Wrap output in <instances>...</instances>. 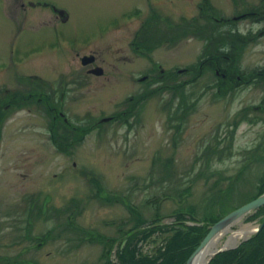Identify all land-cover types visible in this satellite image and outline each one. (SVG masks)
<instances>
[{
  "label": "rangeland",
  "instance_id": "1",
  "mask_svg": "<svg viewBox=\"0 0 264 264\" xmlns=\"http://www.w3.org/2000/svg\"><path fill=\"white\" fill-rule=\"evenodd\" d=\"M33 1L0 0V90L25 97L0 110V264H101L104 249L122 264L137 219L136 255H154L176 229L200 224L191 212L229 210L258 191L264 0H209L240 37L232 48L240 80L227 87L216 69L194 78L206 39L172 38L180 28L166 27L184 17L204 22L213 11L206 0H47L67 10V21ZM153 17L167 36L145 51L136 37ZM30 78L40 97L29 94ZM70 124L87 132L74 136ZM254 212L231 231L257 229L264 214Z\"/></svg>",
  "mask_w": 264,
  "mask_h": 264
},
{
  "label": "trees",
  "instance_id": "2",
  "mask_svg": "<svg viewBox=\"0 0 264 264\" xmlns=\"http://www.w3.org/2000/svg\"><path fill=\"white\" fill-rule=\"evenodd\" d=\"M205 4L206 6H211L213 11H209L207 14L203 15V19L205 20L204 22H202L201 18L199 17H191L189 19L183 16L184 18L182 21H180V24H178L180 26H173V23L170 24L169 22L166 24V27L168 26L170 30L180 28V31H176L174 34H172L173 36L171 35L172 38L178 36L180 32V37L184 34H188V36L189 34H197L207 40L208 52H206L204 56L202 55V58L195 62L194 65H191V68L194 66V69H197V74L194 76V78L200 76L204 70L216 69V71L218 70L221 72L218 75V78L220 79V85L222 87H227V84L229 83L237 84L236 81H239L240 79L238 78L239 75L237 76L236 74L238 68L237 64L234 62L237 61V57L240 52L233 53L232 48L234 44H241L239 41H237L240 37L238 35H234L233 31H231V28L233 27H231L229 24H231L233 20H230L229 18V20H226V16H220L219 10L212 6L209 0H206ZM153 18L146 19L142 31L138 33V35L140 34L142 37H136V39H139V41L136 42L141 43L139 45L144 47L145 51L151 48L150 46L161 44L167 36V32H164L161 29L160 20L156 17ZM226 25H229V29H227L228 27H225ZM152 35L154 37H152ZM248 38H251L250 33L241 37V40L246 42ZM259 74H262L264 77V67L259 71ZM183 83L184 82L180 83V85ZM32 96L36 98L38 96L40 97L41 95L32 94ZM141 96L144 95H140L137 100L140 98L143 99ZM69 128H71V131H73L74 136L78 135L80 138L85 132H87V127L85 126H75L70 124ZM74 140V142H76L75 138ZM74 145L75 143L72 146ZM259 183L258 191L254 195L249 196V199H247L245 202L264 192V176ZM76 202L77 200L74 199L72 200L71 204ZM238 206H232L229 210H227L229 207H225L223 211H215L216 213L213 212L214 210L209 209L208 211L210 212H207L203 218H198L194 215L195 213H190L188 216L195 221L200 222V224H186V228L176 229L172 236L166 241L165 246L154 255H136L137 243L135 239L137 234L135 229L136 227L142 225L143 222V219H137L136 226L129 230L128 236L126 237V243L119 250L118 256L122 264H185L187 258L199 245L203 237L210 230L212 224L220 219L224 213H227ZM262 214H264V205L258 207L255 212L252 213L254 216ZM185 215L186 214L183 212L177 213V216H180V219H186ZM158 219L160 218L158 217L153 219L152 222L158 221ZM167 230H170L169 227ZM151 231L152 229L147 228L144 235L151 233ZM115 239L116 238L113 237L107 238L108 242H114ZM109 252L110 249H104L102 255L106 259L101 264H112V262L107 258ZM207 264H264V225L261 226V228L253 233L250 237L242 240L236 247L227 248L217 252Z\"/></svg>",
  "mask_w": 264,
  "mask_h": 264
},
{
  "label": "bare ground",
  "instance_id": "3",
  "mask_svg": "<svg viewBox=\"0 0 264 264\" xmlns=\"http://www.w3.org/2000/svg\"><path fill=\"white\" fill-rule=\"evenodd\" d=\"M238 219H229L225 225L211 238V240L193 256L190 264H206L218 248L233 245L237 240L246 236L250 231L253 232V230L256 229L251 225H242L239 230L232 232L231 226L235 222L239 221ZM229 233H231V235H228ZM226 235H228V237L224 242L223 238Z\"/></svg>",
  "mask_w": 264,
  "mask_h": 264
},
{
  "label": "water",
  "instance_id": "4",
  "mask_svg": "<svg viewBox=\"0 0 264 264\" xmlns=\"http://www.w3.org/2000/svg\"><path fill=\"white\" fill-rule=\"evenodd\" d=\"M63 11V10H62ZM92 56L91 55H85L82 57L83 63H87L88 59H91ZM95 71V70H94ZM105 118H110V117H105ZM264 204V192L259 194L258 196H256L255 198L243 203L242 205L232 209L230 212H228L226 215H224L221 219H219L218 221H216L210 228V230L207 232V234L204 236V238L202 239V241L200 242V244L194 249V251L191 253V255L188 257V259L186 260L185 264H190L191 259L193 258V256L203 247L205 246L210 240L211 238L225 225V223L229 220V219H233L236 220L238 218H240L241 216H243L246 213H249L251 211H254L255 209H257L258 207H260L261 205ZM264 225V220L262 221L261 225H259V227L255 230H259L261 226ZM232 245V246H223L221 248H218L216 252H219L222 249L228 248V247H234L236 246ZM212 257V256H211ZM210 257V258H211ZM209 261V260H208Z\"/></svg>",
  "mask_w": 264,
  "mask_h": 264
},
{
  "label": "flooded vegetation",
  "instance_id": "5",
  "mask_svg": "<svg viewBox=\"0 0 264 264\" xmlns=\"http://www.w3.org/2000/svg\"><path fill=\"white\" fill-rule=\"evenodd\" d=\"M42 1V2H41ZM29 4L31 5H35V2L33 0H28ZM38 3H42L44 6H48L51 7L55 13L61 15V18H65L66 21L69 19V16L66 14V10L63 12L62 11V7H59L53 3H51L50 1L47 0H38ZM22 4H25V2H22ZM64 21V22H66ZM95 54V53H94ZM97 57V56H96ZM97 59H95L91 64H94L93 66L95 67H99L101 65L99 64H95ZM94 68V67H92ZM40 82V80H39ZM31 86H32V91L29 93L30 95L32 94H39V91H37V83L33 80V79H29L28 82ZM24 91L23 89H18L17 93H10L8 88H1L0 90V110H6L10 105H13L15 101L20 100V102H22L24 100Z\"/></svg>",
  "mask_w": 264,
  "mask_h": 264
}]
</instances>
